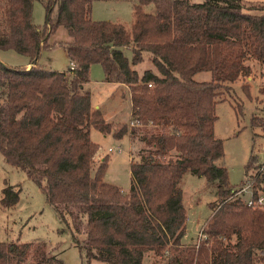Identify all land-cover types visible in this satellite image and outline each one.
Segmentation results:
<instances>
[{
	"label": "trees",
	"instance_id": "1",
	"mask_svg": "<svg viewBox=\"0 0 264 264\" xmlns=\"http://www.w3.org/2000/svg\"><path fill=\"white\" fill-rule=\"evenodd\" d=\"M92 1L46 0L40 28L32 21L33 0H0V48L26 53L30 63L0 60L5 161L43 187L59 217L66 216L62 206L77 207L73 224L84 223L87 261L143 264L152 252L160 258L149 264H264V208L248 205L237 192L251 177L253 194L264 193V162L259 167L251 155L245 179L233 188L227 167L216 163L224 149L214 134L216 103L230 93L229 82L264 65V12L245 10L242 0H134L127 26L92 18ZM58 25L71 36L63 47L74 62L63 70L37 62ZM146 59L150 66H136ZM94 62L102 65L103 80L129 86L130 118L138 124L108 121L93 106L85 83ZM202 70L209 78L195 77ZM92 126L115 138L129 132L150 147L130 160L127 190L105 180L106 156L93 165L98 143L90 137ZM139 126L157 129L140 133ZM188 170L216 181L217 188L202 237L193 243L181 240ZM1 191L0 202L10 206L20 187L8 183ZM51 259L63 264L57 254L48 255L44 242L0 240V264Z\"/></svg>",
	"mask_w": 264,
	"mask_h": 264
},
{
	"label": "rangeland",
	"instance_id": "2",
	"mask_svg": "<svg viewBox=\"0 0 264 264\" xmlns=\"http://www.w3.org/2000/svg\"><path fill=\"white\" fill-rule=\"evenodd\" d=\"M133 1L93 0L91 16L94 19L119 21L129 26L133 19ZM45 2L46 0H33L32 21L40 28L45 24ZM242 2L245 10L264 12V0ZM151 7L152 4L149 3L145 9L150 11ZM55 11L56 5L52 13ZM70 38L65 26L58 25L49 35L46 45L41 47L37 62L52 69H66L69 59L63 42ZM0 60L9 65L23 66L29 61V55L11 47L0 48ZM150 65V61L146 59L136 66L142 68ZM103 74L99 62L91 64L90 80L85 83V87L91 91L93 106L98 103L108 121H126L130 125L129 86L105 81ZM209 76L210 72L207 70L195 73L198 79H207ZM229 84L230 93H224L226 98L216 103L214 134L222 139L224 149L223 156L217 159L216 163L227 167L229 183L236 188L246 177L245 164L251 155L255 156L256 164L262 165L264 162V65L253 66L250 75L239 76ZM245 84L248 89L243 87ZM156 129L152 126H139L137 131L145 133L146 130L150 132ZM90 137L98 143L93 165H97L101 160L100 155L106 156L105 180L127 190L133 183L130 160L138 158L140 151L145 154L150 147L145 141L138 140L137 135L133 138L129 132L115 138L112 133H103L92 126ZM109 146L113 148L109 150ZM117 146L121 149L118 150ZM256 168H251L249 172L255 171ZM8 183L13 184L14 188L20 187V191L14 205L5 206L0 202V240L44 242L48 255L57 254L63 264H106L95 258L87 261L83 242L84 223L78 219L74 220L77 224L76 229L73 224V215L77 207L62 206L66 216L59 217L54 206L46 201L43 187L31 179L24 170L5 161L0 153V197L1 188ZM182 188L187 222L181 240L193 243L202 237V225L212 211L210 202L216 198V181H208L204 176L188 170L182 178ZM242 194L246 196L248 191L245 190ZM77 229L79 234L74 232ZM159 258L152 252H147L143 264H149ZM50 263L58 264L55 259H51Z\"/></svg>",
	"mask_w": 264,
	"mask_h": 264
},
{
	"label": "built area",
	"instance_id": "3",
	"mask_svg": "<svg viewBox=\"0 0 264 264\" xmlns=\"http://www.w3.org/2000/svg\"><path fill=\"white\" fill-rule=\"evenodd\" d=\"M70 67L74 66V62L70 61ZM151 84V83H149ZM129 124L130 125H134V124H138V119L136 118H130L129 119ZM113 147L109 146L108 149L111 150ZM117 149L120 150L121 147L117 146ZM253 182V178H248L246 180V182L238 189V193L242 194L245 190L248 191V194L246 196H243L246 200V203L248 205H251L253 207H263L264 208V193H259L257 195H254L252 192V185ZM243 195V194H242Z\"/></svg>",
	"mask_w": 264,
	"mask_h": 264
},
{
	"label": "crops",
	"instance_id": "4",
	"mask_svg": "<svg viewBox=\"0 0 264 264\" xmlns=\"http://www.w3.org/2000/svg\"><path fill=\"white\" fill-rule=\"evenodd\" d=\"M25 65L28 67V66H30V63H25ZM113 83H116V84H118L117 82H113ZM121 84H123V85H125L124 83H121ZM131 104V103H130ZM94 106H99V104L98 103H96V104H94ZM129 139H131L130 137H129ZM132 143V142H131ZM97 151H98V149H97ZM97 151H96V153L94 154V157H95V155L97 154ZM103 158V156L102 155H100L99 156V159H102ZM123 189V188H122Z\"/></svg>",
	"mask_w": 264,
	"mask_h": 264
}]
</instances>
